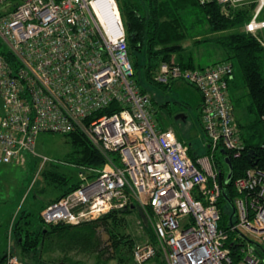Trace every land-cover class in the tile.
I'll use <instances>...</instances> for the list:
<instances>
[{"label": "built area", "instance_id": "2783aa9c", "mask_svg": "<svg viewBox=\"0 0 264 264\" xmlns=\"http://www.w3.org/2000/svg\"><path fill=\"white\" fill-rule=\"evenodd\" d=\"M197 1L227 8L256 3L244 30H264L257 18L264 0ZM0 44L13 59L0 54V165L27 154L52 162L36 146L44 133L80 132L106 157L101 169H84L78 188L42 210L43 224L80 225L134 205L155 237L154 244L134 245V264L157 254L164 264H232L229 233L237 239L248 233L256 242L237 241L246 256L236 264H264V171L249 168L232 182L235 222L219 227L224 185L214 157L244 151L229 101L230 64L194 70L163 62L153 77L200 94L208 153L194 161L172 129L156 124L151 95L133 79L116 0H0ZM262 123L264 132V116ZM10 243L7 264H20Z\"/></svg>", "mask_w": 264, "mask_h": 264}, {"label": "trees", "instance_id": "16d2710c", "mask_svg": "<svg viewBox=\"0 0 264 264\" xmlns=\"http://www.w3.org/2000/svg\"><path fill=\"white\" fill-rule=\"evenodd\" d=\"M116 2L126 32L133 79L143 94L151 95L150 85L167 89L175 83L160 85L153 81L154 75L163 62L174 63L185 69L205 68L195 64L194 57L188 52V47L183 44L189 37L184 24L186 16L193 18L192 31L204 24L206 32L215 35L210 38H200V34H196L190 39L194 40L193 45L209 42L218 47L222 58L209 66L226 63L232 66V74L228 79V92L234 88L233 64L235 63L240 70L243 86L249 99V104L240 112V117L250 116L244 123L235 118L244 151L239 157H232L226 152L228 164L225 161L226 157H222L221 154L220 157H214V167L219 171V181L224 185V193L220 195L217 202L221 216L219 227L226 229L235 222V214L232 215L235 210L233 203L235 193L231 188L232 182L249 168L264 171V150L261 148L264 143L262 123L264 116V30L255 35L244 30V26L252 19L257 4L250 2L240 7L227 8L221 7L215 1L201 5L197 0H116ZM263 9L257 17L258 20ZM0 54L7 61H13L1 44ZM185 85L194 88L192 85L186 83ZM151 101L153 104L152 96ZM229 101L235 112L234 106L238 104L239 98L230 95ZM63 136L73 148L70 156L71 162L66 163L76 167L79 173L84 169H101L104 166L106 157L84 134L73 132ZM250 150L253 154L248 158L247 154ZM38 151L45 155L41 148ZM189 156L194 161L198 157L195 153H191V148H189ZM28 157L25 155L26 159ZM58 166L56 164L54 169L48 168L41 173L46 180H49L58 194L54 199L43 202L39 206V214L48 204L59 200L80 186L81 181L77 177L69 172L60 173L57 170ZM229 172H231V177L227 180ZM225 180L229 182L225 184ZM137 209L133 205L125 209L112 210L95 221L80 225L62 223L45 225L39 215L36 226L30 218L32 213L23 214L24 211H19L8 231L13 243V255L20 264H81L72 258V253L93 255L95 264H108L110 260H115L116 264H134L132 249L136 243L141 242L138 241L137 234L132 232V227H130L132 223L128 217L132 211ZM138 212L140 220L144 221L142 213ZM98 228L103 229L108 236L106 251L100 248ZM143 229L147 230L149 241L154 244L155 237L151 229L142 223ZM237 241L239 238L237 239L236 234L229 233L226 247L231 249L232 264L242 259L239 253L241 244ZM105 253L109 255L108 259L104 258ZM148 263L164 264L160 254L145 264ZM0 264H7L6 251L0 255Z\"/></svg>", "mask_w": 264, "mask_h": 264}, {"label": "rangeland", "instance_id": "374dc122", "mask_svg": "<svg viewBox=\"0 0 264 264\" xmlns=\"http://www.w3.org/2000/svg\"><path fill=\"white\" fill-rule=\"evenodd\" d=\"M203 20V18L201 17ZM260 19H264V9L262 11ZM186 31L188 32L187 39L184 41V46L188 47V52L194 57L196 65L201 67L209 66L222 58L220 50L213 43L205 42L198 45H193V39L190 37L200 34V38L214 37L215 35L206 32L205 25L202 24L200 28L192 31L191 22L193 18L190 16L185 17ZM234 88L229 90V96L239 98V102L235 105L234 116L241 123L247 121L249 117H240V112L243 108H246L249 104L247 97V91L243 86L241 73L238 66L234 63ZM151 96L154 100L153 111L154 120L156 124L162 129H172L177 137L185 140L187 143L193 144L192 154H196L198 157H205L207 154V146L205 136L202 131L199 114H200V96L198 92L185 84L181 86H174L170 88H162L156 85H150ZM182 115L183 118L178 116ZM37 149L43 150L48 159L52 162H46L42 164L39 157L34 155H28V159H21L18 162H13L9 165H0V225L4 227L8 225L14 219L19 211L24 213L30 212L32 223L34 226L39 221V206L43 202H48L56 197L58 194L52 187L49 180H46L42 175V171L48 170V168L54 169L55 165H59L57 170L60 173L69 172L74 177H77L80 181V174L76 167L66 163L71 162L70 156L72 153V146L67 139L60 134L44 133L40 134L36 141ZM40 152V151H39ZM222 156V155H221ZM220 157V153L216 155ZM223 157V156H222ZM51 163L53 165H51ZM82 172V171H80ZM38 217V219H37ZM13 219V220H14ZM128 219L132 223V232L141 231L139 226L135 223L140 220V214L138 210H134L130 213ZM11 220V221H10ZM144 223V221H141ZM145 224V223H144ZM6 225V226H7ZM148 226L147 224H145ZM149 228V227H148ZM243 237L249 242L256 243L255 239L248 233L242 234ZM97 236L100 243V248L104 251L107 250L108 236L103 229H97ZM242 237H239L240 242L247 244L248 242ZM10 248L13 249L12 239L9 240ZM5 243L6 250L8 248ZM254 247L253 244H251ZM72 258L75 261L81 262V264H95V258L93 255L72 253ZM108 254L105 253L104 258L108 259ZM246 254L242 255V258ZM103 258V259H104ZM108 264H116L115 260H110ZM149 264V263H148Z\"/></svg>", "mask_w": 264, "mask_h": 264}, {"label": "crops", "instance_id": "0c3cea01", "mask_svg": "<svg viewBox=\"0 0 264 264\" xmlns=\"http://www.w3.org/2000/svg\"><path fill=\"white\" fill-rule=\"evenodd\" d=\"M181 84H185V83H181V82H175L173 85L174 86H181ZM199 94V93H198ZM200 96V94H199ZM200 100H201V97H200ZM182 142L188 144V147L191 148V150L193 149V144L192 143H187L185 142V140H181ZM207 146V144H206ZM14 219V215H12V221L6 226L2 227L0 225V255H2L5 251H6V247H5V243L8 241V239L10 238L9 234H8V231L11 229V224L13 223V220ZM137 233V239L139 242H145L147 240H149V237L147 235V230L146 229H143L141 231H136ZM7 245V243H6Z\"/></svg>", "mask_w": 264, "mask_h": 264}, {"label": "water", "instance_id": "95a60500", "mask_svg": "<svg viewBox=\"0 0 264 264\" xmlns=\"http://www.w3.org/2000/svg\"><path fill=\"white\" fill-rule=\"evenodd\" d=\"M178 117H179V118H183L182 115H179ZM221 153H222V155H225V152L222 151ZM252 154H253V151L250 150V151L248 152V154H247V157L250 158V156H251ZM225 161H226L227 164H228V158H227V157H226ZM230 177H231V172H229V174H228V176H227V180H229ZM234 213H235V212H234V210H233L232 215H234Z\"/></svg>", "mask_w": 264, "mask_h": 264}]
</instances>
